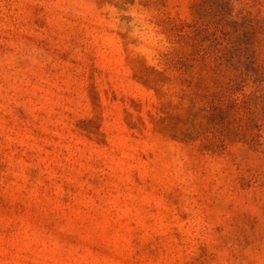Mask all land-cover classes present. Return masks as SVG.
Masks as SVG:
<instances>
[{
  "label": "rangeland",
  "instance_id": "374dc122",
  "mask_svg": "<svg viewBox=\"0 0 264 264\" xmlns=\"http://www.w3.org/2000/svg\"><path fill=\"white\" fill-rule=\"evenodd\" d=\"M244 3L264 18V0H230L234 16ZM222 6L0 0V264H264V81L225 105L240 135L215 148L185 138L162 58L200 15L228 26Z\"/></svg>",
  "mask_w": 264,
  "mask_h": 264
},
{
  "label": "trees",
  "instance_id": "16d2710c",
  "mask_svg": "<svg viewBox=\"0 0 264 264\" xmlns=\"http://www.w3.org/2000/svg\"><path fill=\"white\" fill-rule=\"evenodd\" d=\"M222 2V9L219 7L218 11L223 21L228 19V26L213 25L200 15L193 24L187 26L190 29L188 32H185L184 27L179 30L180 33L175 36L177 48L162 56L165 72L176 70L181 76L182 85L186 87L182 90L180 100L181 104L187 101L188 105L184 109L185 114L178 116L183 119L182 124H191V128L183 132L185 138L195 133L198 137L204 136L215 148L218 147L217 138L225 142L240 135L233 133L230 126L220 129L219 125H229L226 114L229 106L230 110H245V95L241 103L234 97L243 90L246 77H252L254 82L264 81V63L255 68L254 43H246L245 46V28L254 31L256 25L264 33V18L252 17L250 12L245 15V3L234 16L229 9L230 0ZM196 8L199 13L202 10L212 12L204 10L199 4ZM197 104L200 105L198 108ZM243 135L245 137V132Z\"/></svg>",
  "mask_w": 264,
  "mask_h": 264
}]
</instances>
